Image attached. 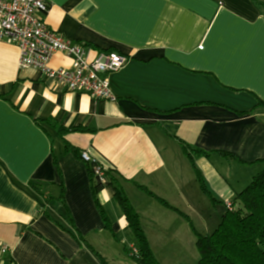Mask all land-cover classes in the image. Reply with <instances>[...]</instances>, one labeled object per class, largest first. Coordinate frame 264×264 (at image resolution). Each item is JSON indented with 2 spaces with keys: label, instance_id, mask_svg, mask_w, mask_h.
<instances>
[{
  "label": "crops",
  "instance_id": "obj_1",
  "mask_svg": "<svg viewBox=\"0 0 264 264\" xmlns=\"http://www.w3.org/2000/svg\"><path fill=\"white\" fill-rule=\"evenodd\" d=\"M47 8L46 25L83 46L88 61L106 52L130 60L109 77L117 101L108 102L21 69L19 49L0 42V264H95L94 239L129 230L109 178L95 199L96 166L119 181L154 254L199 214L198 188L214 202L197 169L225 207L264 169V0H47ZM71 65L63 53L50 63ZM183 143L205 153L195 166ZM62 193L64 204L47 202Z\"/></svg>",
  "mask_w": 264,
  "mask_h": 264
},
{
  "label": "built area",
  "instance_id": "obj_2",
  "mask_svg": "<svg viewBox=\"0 0 264 264\" xmlns=\"http://www.w3.org/2000/svg\"><path fill=\"white\" fill-rule=\"evenodd\" d=\"M47 0H0V42L15 45L20 51V68L35 69L55 78L69 92L85 94L94 100L116 102L109 77L121 71L129 58L117 52L98 53L93 61L86 58L85 48L53 32L45 23ZM63 53L72 60L70 68L54 70L52 58ZM85 163L92 161L88 153L81 154ZM107 171L96 166L94 178L101 185L107 183ZM231 209V204L226 205ZM8 248L2 247L1 253ZM131 256L137 249L129 245Z\"/></svg>",
  "mask_w": 264,
  "mask_h": 264
},
{
  "label": "trees",
  "instance_id": "obj_3",
  "mask_svg": "<svg viewBox=\"0 0 264 264\" xmlns=\"http://www.w3.org/2000/svg\"><path fill=\"white\" fill-rule=\"evenodd\" d=\"M182 147L193 166H195V154L205 155L204 152L190 148L185 143L182 144ZM66 152L77 153L69 145L66 146ZM219 154L229 160L235 159L233 155L227 152H219ZM196 172L201 190L216 202L207 189L200 171L197 169ZM106 176L110 179V185L115 190V201L123 214L125 224L135 243L131 245L137 249L138 255L131 256L127 246H125V251L136 264H160L151 249L142 227L141 218L125 195L119 181L113 178L109 172L106 173ZM103 186L98 184L92 176L95 199H97L98 192ZM53 200L64 204L63 193L61 197L49 199L47 202L50 203ZM158 200L164 206L169 207L165 201ZM230 204L231 209L226 207L227 211L222 222L212 234L203 236L194 231L196 248L199 254L198 264H264V169L252 178L250 184L238 193ZM185 218L187 221L189 220L187 217ZM105 226L108 230L111 229V224L106 217ZM97 256L103 264H106L100 255Z\"/></svg>",
  "mask_w": 264,
  "mask_h": 264
},
{
  "label": "rangeland",
  "instance_id": "obj_4",
  "mask_svg": "<svg viewBox=\"0 0 264 264\" xmlns=\"http://www.w3.org/2000/svg\"><path fill=\"white\" fill-rule=\"evenodd\" d=\"M198 191L199 197L204 199L205 204L200 203L197 209L199 214L189 219V222L183 223L184 228L178 231L180 238L166 239L163 241L164 245L161 249L156 248L154 255L160 264H198L199 254L196 248L194 231L203 236L210 235L222 222L223 216L227 211L226 207L210 201L200 192L199 188ZM186 235H188V241L185 240ZM181 237L184 240H181ZM94 241L97 244L93 255L96 259L95 264H103L97 255H100L106 264H136L127 251L124 250V246L129 249V245L135 244L129 230L120 235L118 240L111 239L106 234L105 236L97 237ZM155 241L158 242L157 239ZM189 241H192V243L190 244Z\"/></svg>",
  "mask_w": 264,
  "mask_h": 264
}]
</instances>
